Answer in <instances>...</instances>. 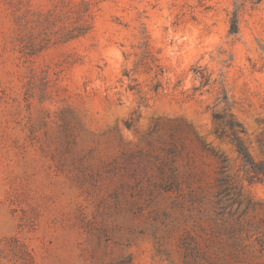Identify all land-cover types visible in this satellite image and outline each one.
<instances>
[{
    "label": "rangeland",
    "instance_id": "obj_1",
    "mask_svg": "<svg viewBox=\"0 0 264 264\" xmlns=\"http://www.w3.org/2000/svg\"><path fill=\"white\" fill-rule=\"evenodd\" d=\"M237 3L0 0V264H264V179L213 133L225 92L264 162V0L232 33Z\"/></svg>",
    "mask_w": 264,
    "mask_h": 264
},
{
    "label": "trees",
    "instance_id": "obj_2",
    "mask_svg": "<svg viewBox=\"0 0 264 264\" xmlns=\"http://www.w3.org/2000/svg\"><path fill=\"white\" fill-rule=\"evenodd\" d=\"M248 1L252 4H259L262 0H238L236 9L233 13L231 28L232 33H237L240 9ZM205 81L208 83L209 79L205 78ZM221 102L224 103L225 108L222 111L213 113L214 135L220 140H227L234 146L239 158L242 161L243 171L245 173L244 179H246L249 184L262 181L264 179V162L254 161L244 139V136L246 135L245 127L241 122L237 121L232 114L231 105L228 102V97L225 92L223 93ZM219 158L222 164L221 173L225 174L227 172V160L222 155H220Z\"/></svg>",
    "mask_w": 264,
    "mask_h": 264
}]
</instances>
